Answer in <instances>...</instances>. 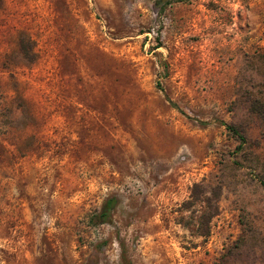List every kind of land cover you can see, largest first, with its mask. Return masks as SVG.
I'll list each match as a JSON object with an SVG mask.
<instances>
[{
	"label": "rangeland",
	"instance_id": "obj_1",
	"mask_svg": "<svg viewBox=\"0 0 264 264\" xmlns=\"http://www.w3.org/2000/svg\"><path fill=\"white\" fill-rule=\"evenodd\" d=\"M16 91L0 264H264V0H0Z\"/></svg>",
	"mask_w": 264,
	"mask_h": 264
},
{
	"label": "trees",
	"instance_id": "obj_2",
	"mask_svg": "<svg viewBox=\"0 0 264 264\" xmlns=\"http://www.w3.org/2000/svg\"><path fill=\"white\" fill-rule=\"evenodd\" d=\"M20 44V49H21V53L24 57L26 58H30L29 60L33 59V56L35 57L36 52H34V44L32 41H29V39H24L23 37H21V40L19 42ZM16 95L12 98L11 103L13 104V106L11 105L0 108V124L2 126H7L10 123V120L8 119L9 114H12L13 109L18 110L21 112V114L23 115L24 113H27L28 110H31V107L33 106V103L29 102L28 99L18 93L16 91ZM251 108L258 114H260L261 116H264V104L259 102V101H255L253 103V105H251ZM229 129H231L234 133H236L238 135L239 140L241 141V144L245 141V138L242 134L238 133V131L231 127L228 126ZM1 131V128H0ZM117 199L116 197H108L106 198L102 205L100 210L94 214V218H95V223H109L112 220V211L116 205Z\"/></svg>",
	"mask_w": 264,
	"mask_h": 264
}]
</instances>
